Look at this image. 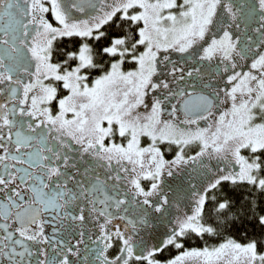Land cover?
Segmentation results:
<instances>
[{"label":"snow or ice","instance_id":"obj_1","mask_svg":"<svg viewBox=\"0 0 264 264\" xmlns=\"http://www.w3.org/2000/svg\"><path fill=\"white\" fill-rule=\"evenodd\" d=\"M0 264H264V0H0Z\"/></svg>","mask_w":264,"mask_h":264},{"label":"trees","instance_id":"obj_2","mask_svg":"<svg viewBox=\"0 0 264 264\" xmlns=\"http://www.w3.org/2000/svg\"><path fill=\"white\" fill-rule=\"evenodd\" d=\"M214 241H209V243H213Z\"/></svg>","mask_w":264,"mask_h":264}]
</instances>
